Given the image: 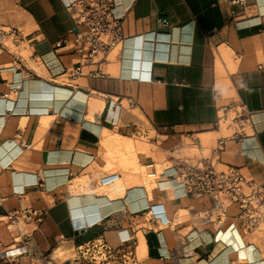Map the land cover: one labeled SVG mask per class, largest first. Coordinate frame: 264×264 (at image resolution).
I'll return each mask as SVG.
<instances>
[{"label": "crops", "instance_id": "obj_1", "mask_svg": "<svg viewBox=\"0 0 264 264\" xmlns=\"http://www.w3.org/2000/svg\"><path fill=\"white\" fill-rule=\"evenodd\" d=\"M115 14L123 47L104 75L74 77L65 0H0V30L23 34L0 52V246L28 264L69 261L95 239L133 246L125 264H264V0H115ZM225 106L243 134L225 135ZM151 129L196 144L193 163L240 168L258 194H186L168 176L175 155L110 164L109 134L130 147Z\"/></svg>", "mask_w": 264, "mask_h": 264}, {"label": "built area", "instance_id": "obj_2", "mask_svg": "<svg viewBox=\"0 0 264 264\" xmlns=\"http://www.w3.org/2000/svg\"><path fill=\"white\" fill-rule=\"evenodd\" d=\"M230 3L238 6L243 4L244 0H230ZM65 6L74 22V41L71 48L80 54L74 77L81 75L85 65L96 66L91 72L93 77L104 75L103 65L109 61L112 52L122 48L125 42L122 20L115 14V0H65ZM231 12L233 16L237 14L235 9ZM161 24L166 25L168 21L163 19ZM22 39L23 34L17 28L0 30V52L9 47V40L15 44ZM63 43L68 45L66 40ZM227 111L228 106H225L222 116L219 117L220 124L222 117L228 119ZM234 114V122L237 125L234 133L243 134L246 128L243 123L245 117ZM226 138H220L212 151V156L216 159L224 150ZM178 160V164L168 176L178 178L180 184L186 188V194L207 193L218 196L223 193L231 199L236 198L241 204L244 202L239 198L243 195L245 187L250 189L252 196L258 194L257 187L238 167L217 169L211 158H203L197 163H193L189 158ZM133 256L134 247L131 245L113 247L104 239H95L78 245L74 257L60 264H125Z\"/></svg>", "mask_w": 264, "mask_h": 264}, {"label": "rangeland", "instance_id": "obj_3", "mask_svg": "<svg viewBox=\"0 0 264 264\" xmlns=\"http://www.w3.org/2000/svg\"><path fill=\"white\" fill-rule=\"evenodd\" d=\"M222 114L221 112V116ZM234 117L235 114L231 113L227 120L223 117L221 118V126L225 132L227 128H232L231 131L225 133L226 136L232 134L234 129L237 128ZM116 137L118 136L108 135V139L105 142L106 157L110 161V164L118 165L131 171L139 170V155L165 162L171 155L178 156V158H188L192 154L199 153L196 144L189 139H185V144L181 146L176 141L171 140L169 136L160 135L153 129L150 131L146 130L140 138L126 139L132 144L130 147L115 144L114 138ZM208 143L206 141L205 145ZM164 167L158 166L157 168L160 172ZM142 170H145V168H142ZM0 264H28V262L25 259L8 257L3 250V246H0Z\"/></svg>", "mask_w": 264, "mask_h": 264}]
</instances>
